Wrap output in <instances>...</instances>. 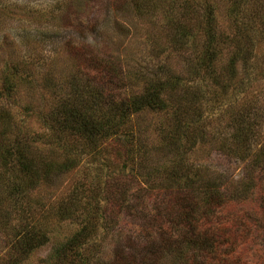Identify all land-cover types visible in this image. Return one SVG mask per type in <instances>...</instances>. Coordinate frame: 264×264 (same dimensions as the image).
<instances>
[{"label":"rangeland","instance_id":"374dc122","mask_svg":"<svg viewBox=\"0 0 264 264\" xmlns=\"http://www.w3.org/2000/svg\"><path fill=\"white\" fill-rule=\"evenodd\" d=\"M190 1L194 4L190 5ZM196 2V0H0V107L5 108L7 116L12 118L8 121L11 127L9 132L21 129L29 137L44 134L47 138L51 135L52 130L49 129L51 124H48L47 119L44 120L46 111L55 104L54 101L65 96L62 88L67 86L69 77L77 72L90 76L98 85L100 83L97 81L104 78V73L107 74L105 69L109 68L115 74L111 75L113 80L108 84L107 90L116 95L122 93L131 95L141 91L143 89V82L139 80L141 77L154 79L174 73L183 78L189 65L191 67L196 65V56L202 49L203 24ZM254 10L253 6L243 19H240L241 25H236L235 28L225 15V6L222 3L219 5L217 26L230 39L235 33L238 34L235 40L236 49L238 46L243 51L247 49L248 41L244 29L250 25L248 22ZM187 12L191 14L193 12L195 18L186 16ZM166 15L169 18L173 16L172 20L180 24L181 31L186 34L183 41L178 42V29L175 31L166 29ZM219 46L220 54L213 74L222 73L221 69L227 67L229 57L235 52L233 43L225 39L223 43L220 40ZM246 58L249 61L246 63L240 61L237 68L238 79H243L244 82L240 88L232 91L230 98L218 104L220 102L210 94L206 96L202 105L203 111H206L203 124L209 138L202 145L198 144L199 146L192 151L181 155L184 169L181 176L174 178L175 176L162 168L165 162L171 161L170 153L166 155L159 150L162 149L160 146L162 129L167 124L174 125L170 112L143 114L136 116L126 128L132 131L128 138L131 142L126 144L121 129L117 130V134L122 138L118 139V145L111 147L134 149L136 160L134 163L130 160L128 166L131 173L127 169L124 173L108 174L113 172L109 168L102 171L98 168L94 172L96 165L103 161L102 157L92 160L91 157L85 156L79 160L80 165L74 170L55 177L49 184L44 182L46 184L37 185L27 193L17 195L18 207L30 209L27 210L25 219L29 220L28 213L31 218L38 216L41 210H37L36 207L47 208L61 198L80 201L77 221L84 217L95 219L102 213L105 220L103 218L100 220L102 223L99 232L85 250L90 258L97 260V264H103L113 257L116 242L129 240L140 242L137 237L141 224L138 223L139 219H133L132 214L141 213L140 210L145 211L154 203L152 201L157 193L161 194L165 206L169 199L166 192L170 181L200 185L215 180L216 184L221 185L222 190L225 188V192L226 189L229 193L231 190L235 192L240 190L238 195L240 200L227 202L219 211L217 210L220 213V220L223 221L224 214L240 217L246 222L250 220V223L254 220L252 217L260 220L256 234L242 241L246 247L242 244L236 247V255L239 256L236 264H258L264 257V206H262L264 200L261 199V195L264 194V160L260 154L264 149V45L252 55L249 52ZM11 66L22 67V74L10 76L13 73ZM202 76L200 82H203V89L207 92L206 85L209 81L207 72ZM49 81L53 89L47 88ZM234 102L238 106H235ZM242 113L249 122L254 123L253 136L248 139L246 145L233 146L235 149L246 147L251 150V157L249 152L244 153L249 155L245 161L237 156H225L217 150L223 136L229 135L231 131L228 127L223 128L225 123L229 124V118L234 114L243 117ZM13 137L12 132L11 140L15 139ZM64 141L65 139L58 143L60 146L50 144L47 146L45 144L47 140L42 139L35 145L40 147L44 144L43 149H58L60 152L83 148L79 143L66 145ZM104 149H109V146ZM136 151H141L145 160L138 161L139 155ZM252 155L258 156L260 162H254ZM140 182L147 183L142 190L139 188ZM139 190L142 193L135 196ZM227 197L229 198L228 195ZM138 205L144 208L139 209ZM261 207L262 213L258 212ZM89 212L90 216L87 215ZM115 213L122 215L118 220L120 227L118 230L121 232L118 235H114L111 225L116 221L117 216H113ZM11 218L17 220L21 216L12 214ZM105 221H108L109 226L104 224ZM69 228L68 224L62 223L51 231L48 234V242L40 245L27 263L38 264L47 259L53 248L70 235ZM3 250L4 241L0 236V255ZM117 259L118 264H128L121 255ZM183 260L180 255L176 256L165 248L163 256L157 261L140 263L137 260L132 264H185L186 261Z\"/></svg>","mask_w":264,"mask_h":264},{"label":"trees","instance_id":"16d2710c","mask_svg":"<svg viewBox=\"0 0 264 264\" xmlns=\"http://www.w3.org/2000/svg\"><path fill=\"white\" fill-rule=\"evenodd\" d=\"M196 1L201 13V24H203L202 49L196 56V65L191 67L188 64L189 68L185 71L183 78L174 73L154 79L141 77L139 79L143 82L141 91L131 95L126 93L116 95L107 90L108 84L113 80L111 75L115 74L109 68L105 69L107 74L104 73V78L97 81L100 83L98 85L90 76H84L80 72L74 73L69 77L67 89L62 88L65 96L54 101L55 104L46 111L44 120L47 119L48 124H51L49 129L52 130V134L47 138L44 134L29 137L21 129L9 132L11 127L8 121L12 118L7 116L5 108L0 107V236L4 241L0 264H28L32 253L40 245L48 242V234L62 223L68 224L71 230L70 235L53 248L47 259L38 264H97V260L90 258L85 249L99 232L102 223L100 220L104 219L102 213L95 219L84 217L77 221L76 215L80 210L78 205L80 201L61 198L47 208L36 207L37 210H41L38 216L31 218L28 213L29 220H26L25 214L30 209L18 207L17 195L27 193L29 189L37 185L47 182L49 184V181L55 177L74 170L80 165L79 160L85 156L91 157L92 160L102 157L103 161L98 164L102 167L96 165L94 172L98 168L101 171L105 168L113 171L108 174L126 172L129 161L134 163L136 160L134 149H129L130 147L112 149L111 147L118 145V139L122 138L117 134V130L121 129L125 135L126 144L131 142L128 138L132 131L126 128L136 116L170 112L174 125L170 123L162 129L160 136L162 149L159 150L166 155L170 153L171 161L165 162L162 168L169 171V174L175 176L174 178L181 176V172L184 171L181 155L192 151L198 144L202 145L209 138L203 124L206 111H203L202 105L206 96L210 94L220 102L218 104L230 98L232 91L240 88L244 82L243 79H238L239 62L249 61L246 58L249 52L252 55L264 45V0ZM221 3L225 6V15L235 28L241 25L240 19H243L246 12L255 7L254 14L248 22L250 25L244 29L245 38L248 41L245 51L239 46L236 49L235 40L238 34L235 33L230 39L217 26V12ZM191 4L194 3L190 1ZM187 15L195 18L193 12L192 14L187 12ZM165 17L166 29H173V31L178 29V42L183 41L186 34L181 31L180 24L172 20L173 16ZM223 39L233 43L235 52L229 57L227 67L223 68L224 70L221 69L222 73L213 74V68L217 66L216 60L220 54L219 43L220 40L223 43ZM10 68L13 72L10 76L22 74V67L11 66ZM117 69L116 67V71ZM206 72L209 80L206 85L207 92L203 89V82H200L203 79L202 75ZM48 87L53 89L51 81L48 82ZM234 104L238 106L235 102ZM242 116L234 114L229 118V124L225 123L223 128L228 127L231 131L229 135L223 136L217 150L225 156H237L245 161L249 155L244 153L249 152L251 157V150L246 147L235 149L233 146L246 145L248 139L253 136L254 123L249 122L243 113ZM12 132L14 140H11ZM42 139L47 140L45 143L47 146L48 144L57 146L61 140L65 139L66 145L79 143L83 146L81 149H86H69L62 152L58 149H43L44 144L40 147L35 145ZM108 146L109 149H104ZM136 152L139 155L138 161L145 160L141 151ZM260 154L264 160V149ZM252 157L254 162H260L258 156L252 155ZM128 170L131 173V169ZM145 184L147 183H139L140 190ZM140 190L135 196L142 193ZM231 191L229 193L226 189L225 192V188L222 190L221 185L216 184L215 180L206 181L200 185L170 181L166 192L169 199L165 206L164 201L161 200V194L157 193L152 201L154 203L145 211L140 210L141 213L133 212L132 214L133 219H139L138 223L141 224L137 237L141 243L138 240L116 242L113 257L104 261L103 264H118L116 261L119 255L125 258L128 264L137 260L140 263L157 261L163 256L165 248L176 256L180 255L181 259L186 261L185 264L189 262V264H236L239 260L236 247L241 244L246 247L245 242L242 243V241L256 234L260 227L258 224L260 220L251 216L254 220L250 223V220L246 222L240 217H230L227 214H224L223 221L220 220L219 209L227 202L240 200L238 196L240 190ZM261 199L264 200V194L261 195ZM137 207L144 208L139 205ZM258 212H263L262 207ZM12 214H19L21 218L17 219L18 221L15 218L12 219ZM87 215L90 216V212ZM113 216L117 217H115L116 221L111 223L112 230L114 235H118L121 233L118 230L120 228L118 220L122 215L115 213ZM104 224L108 225V221ZM258 264H264V257Z\"/></svg>","mask_w":264,"mask_h":264}]
</instances>
